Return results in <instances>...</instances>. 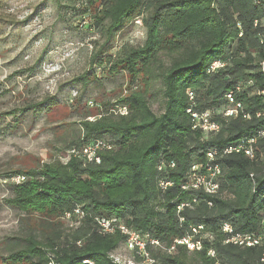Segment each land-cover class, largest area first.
<instances>
[{
	"label": "trees",
	"instance_id": "16d2710c",
	"mask_svg": "<svg viewBox=\"0 0 264 264\" xmlns=\"http://www.w3.org/2000/svg\"><path fill=\"white\" fill-rule=\"evenodd\" d=\"M143 14V43L127 47L109 68L124 69L134 78L141 74L144 86L117 99L127 113L110 108L92 119L85 114L78 138L71 141L73 146L108 138L113 148L100 150L98 163L71 155L66 161L54 158L11 170L24 179L9 182L11 194L0 204L17 209L26 230L18 246L2 255L3 263L118 264L111 251L127 236L118 228L102 230L99 220L111 217L147 236L145 251L152 264L261 261L264 241L253 246L225 241L222 223L229 222L234 231L264 232L259 202L264 138L256 139L253 157L221 150L264 126L259 93L264 89V0H99L94 24L103 29L107 42ZM161 52L166 63L158 58ZM216 58L228 61L208 71ZM242 78L251 80L249 89L236 87ZM156 80L163 99L159 113L149 101L150 82ZM229 91L241 104L238 114L230 116L224 113L232 107L225 97ZM219 103L225 104L222 111L210 114L220 125L216 133L192 128L187 108L202 112ZM27 105L35 109L39 104ZM209 147L218 150L216 162L221 166L214 193L189 186L188 178L191 166L203 162ZM162 180L171 184L162 188ZM66 213L67 218L80 214L78 225H65ZM187 237L198 240L200 248L177 242Z\"/></svg>",
	"mask_w": 264,
	"mask_h": 264
},
{
	"label": "rangeland",
	"instance_id": "374dc122",
	"mask_svg": "<svg viewBox=\"0 0 264 264\" xmlns=\"http://www.w3.org/2000/svg\"><path fill=\"white\" fill-rule=\"evenodd\" d=\"M98 5L99 0H0V201L11 194L9 182L16 181L11 170L54 158L66 161L85 114L92 119L110 108L118 111L121 95L144 86L141 74L134 78L109 65L127 47L143 43L145 14L106 42L103 29L94 24ZM158 58L167 62L164 52ZM222 59L227 63L228 58ZM159 85L156 80L149 86L155 113L163 108ZM236 85L249 89L251 80L238 79ZM33 102L39 105L26 109ZM224 106L205 111L210 115ZM80 216L62 220L76 226ZM25 230L19 211L0 204V264H6L2 255L18 246ZM140 237L147 242V236ZM111 256L118 264H152L127 240Z\"/></svg>",
	"mask_w": 264,
	"mask_h": 264
},
{
	"label": "built area",
	"instance_id": "2783aa9c",
	"mask_svg": "<svg viewBox=\"0 0 264 264\" xmlns=\"http://www.w3.org/2000/svg\"><path fill=\"white\" fill-rule=\"evenodd\" d=\"M258 23V20H254V25ZM226 65L225 60L222 58L214 59L209 67L208 71H215L219 68H222ZM262 68L264 70V62L261 61ZM238 88V86H236ZM259 93L262 94V98L264 101V89H261ZM189 99L192 100L194 98V94L191 90H188ZM226 99L229 103L232 104V107H228L225 109V115H236L238 114V108L240 107V102L235 101L233 94L231 91L225 94ZM118 111L120 113H127V108L124 105L118 107ZM191 116V123L193 129H199L202 133L214 134L219 130V123L210 118V115L206 111L199 112L197 110H193L191 107L186 109ZM264 114V113H263ZM257 115H260L258 112ZM243 116L249 117L248 113H243ZM257 138H264V126L260 127L255 134L242 136L235 140L233 143L225 146L221 150L222 154L232 153V152H242L249 157H253L255 154L254 143ZM113 148V144L110 141H106L103 138L91 139L89 141H84L80 145H73L69 149V157L79 156L83 158L85 161L91 162H100L99 151L104 149ZM219 154L218 150L215 147H209L206 149L205 157L202 163L193 164L191 166L190 173L188 175L189 178V186L194 188H201L208 193H214L218 189V177L221 174V166L218 162H216V157ZM169 165H174L171 162ZM162 165L158 168L160 169ZM252 175V174H250ZM24 179V176L17 175L15 180L19 181ZM171 184L170 181H160L159 185L164 188L166 185ZM188 186V185H187ZM186 187V186H183ZM264 188V186H263ZM259 202L263 203V216H264V190L259 196ZM180 207V206H178ZM74 211L76 213H80L79 208H75ZM66 216H69V213H66ZM99 224L104 232H113L115 228H118L123 234H126V240L130 245H134L135 248L141 249L146 255L148 254L145 251V243L140 237L138 231L128 227L122 222H118L117 218L111 217L109 219H100ZM222 230L228 234V237L225 241H231L240 246H253L259 245L264 241V238L254 232H239L234 231L232 225L229 222L222 223ZM152 242H156V240L151 239ZM177 242H186L189 249H199L200 242L197 240L196 242H189L186 238L181 240H177ZM208 254L213 255L214 252L212 249L208 250ZM264 262V250L263 255L261 257V261L256 264H262Z\"/></svg>",
	"mask_w": 264,
	"mask_h": 264
}]
</instances>
